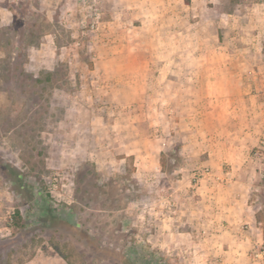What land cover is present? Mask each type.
<instances>
[{"label":"rangeland","instance_id":"obj_1","mask_svg":"<svg viewBox=\"0 0 264 264\" xmlns=\"http://www.w3.org/2000/svg\"><path fill=\"white\" fill-rule=\"evenodd\" d=\"M3 7L0 264H264V0Z\"/></svg>","mask_w":264,"mask_h":264},{"label":"crops","instance_id":"obj_2","mask_svg":"<svg viewBox=\"0 0 264 264\" xmlns=\"http://www.w3.org/2000/svg\"><path fill=\"white\" fill-rule=\"evenodd\" d=\"M168 3H170V2L168 1ZM0 13H1L0 17H1V20L2 21L8 23L11 20V13H10V11L6 7L0 8ZM256 38H257V34L256 33H253V32L250 33V37H249V42L250 43L247 46L241 45L238 48L239 58H240L241 52L242 51H245L247 48H248V50L254 51L255 53H260L259 50H261V47H259V44H258L259 42H258V39L256 40ZM242 58H243V60L245 59L244 57H242ZM254 96L255 95L249 93L248 96H247V99L250 100V102H252L255 99ZM251 112H252V110H249V113H251ZM235 131H238L239 133H242V132H244V133H247L248 132L249 134L252 133L250 130H248V129L246 130V128H241V127H239L238 129H235ZM223 145L225 146V142L223 143ZM223 186H225V184H223ZM179 225L180 224L176 225V227L179 226ZM170 232H174V230L172 229Z\"/></svg>","mask_w":264,"mask_h":264},{"label":"trees","instance_id":"obj_3","mask_svg":"<svg viewBox=\"0 0 264 264\" xmlns=\"http://www.w3.org/2000/svg\"><path fill=\"white\" fill-rule=\"evenodd\" d=\"M177 156H178V152H176L174 154L173 153L172 154H168V155L165 154V153H161L160 154V158H159V162H160V164L162 166V169L165 170L167 168V164L170 162V160H172V159L178 160V157ZM170 168L171 169H174V168H176V166L174 165V166H171ZM263 234H264V231H263ZM263 238H264V235H263Z\"/></svg>","mask_w":264,"mask_h":264}]
</instances>
